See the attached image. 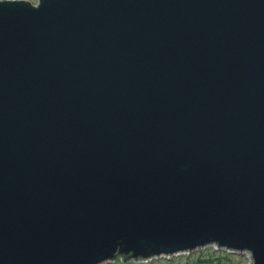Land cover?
Segmentation results:
<instances>
[{
	"label": "water",
	"instance_id": "obj_1",
	"mask_svg": "<svg viewBox=\"0 0 264 264\" xmlns=\"http://www.w3.org/2000/svg\"><path fill=\"white\" fill-rule=\"evenodd\" d=\"M209 247L264 264V0H0V264Z\"/></svg>",
	"mask_w": 264,
	"mask_h": 264
},
{
	"label": "rangeland",
	"instance_id": "obj_2",
	"mask_svg": "<svg viewBox=\"0 0 264 264\" xmlns=\"http://www.w3.org/2000/svg\"><path fill=\"white\" fill-rule=\"evenodd\" d=\"M37 2L38 0H32ZM110 260V261H114ZM248 258L245 254L236 252H227L222 249L213 250L212 247L204 250H197L182 255H174L170 259L160 258L159 260L147 261L144 264H247ZM109 264H123L120 257H116L115 263Z\"/></svg>",
	"mask_w": 264,
	"mask_h": 264
}]
</instances>
